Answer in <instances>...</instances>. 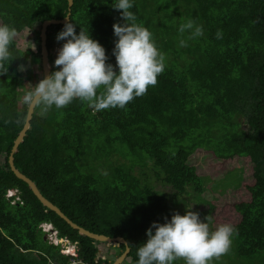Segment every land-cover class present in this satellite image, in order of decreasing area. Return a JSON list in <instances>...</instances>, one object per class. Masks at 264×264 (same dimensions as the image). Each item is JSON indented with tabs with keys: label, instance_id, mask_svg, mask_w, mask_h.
Instances as JSON below:
<instances>
[{
	"label": "trees",
	"instance_id": "1",
	"mask_svg": "<svg viewBox=\"0 0 264 264\" xmlns=\"http://www.w3.org/2000/svg\"><path fill=\"white\" fill-rule=\"evenodd\" d=\"M111 5L112 0H72L68 11L67 0H0V23L14 27L17 36L26 33L34 46L22 51L15 40L0 66V264H112L126 247L119 243L113 260H96L99 243L42 206L7 163L28 108L18 106L19 89L29 79L21 66L39 58L41 24L69 12L76 32L89 31L115 65L112 26L124 21ZM131 11L166 57L157 83L124 108L94 111L75 99L39 116L35 106L13 155L15 168L73 223L122 238L129 247L126 258L136 264L146 229L153 221L163 223L172 210L167 194L153 188V177L169 187L172 204L186 195L212 210L201 198L206 180L212 190L236 189L240 180L230 171L227 186H216L217 181L197 174L194 153L210 152L218 160L248 158L253 181L245 186L248 198L233 205L239 220L231 246L212 263L264 264V0H134ZM188 21L202 26L203 35L189 38L192 29L179 33ZM64 24L47 28L50 63ZM181 39L186 47L179 46ZM14 189L22 203L11 204L13 197L5 196ZM43 223L57 230L58 240L75 246L73 256L44 237ZM181 260L173 264H184Z\"/></svg>",
	"mask_w": 264,
	"mask_h": 264
},
{
	"label": "clouds",
	"instance_id": "2",
	"mask_svg": "<svg viewBox=\"0 0 264 264\" xmlns=\"http://www.w3.org/2000/svg\"><path fill=\"white\" fill-rule=\"evenodd\" d=\"M111 6L120 12L124 21L112 26L116 37L111 52L115 65L109 62L106 49L89 31L80 28L77 33V25L69 20L56 35L58 42L64 41L54 60L56 70L35 86L31 85L21 97V103L45 110L62 109L79 99L94 111L124 108L157 83L158 75L165 70L166 57L152 33L137 23L131 11L134 0H112ZM189 29H192L189 38L203 35L202 26H194L192 21L181 24L178 32ZM17 35L14 27L0 23V66L8 61L10 46ZM179 46L186 47L187 41L181 39ZM191 209L183 215L174 212L170 219L165 217L163 223L153 221L146 229L147 239L136 249V264H173L178 259H183L184 264H211L213 258L228 252L235 227L224 223L213 229L210 216L202 220L200 213ZM43 224L51 226L49 231H57L51 224ZM44 237L47 239L46 233ZM60 241L57 237L56 244H61V251L67 247L75 250L74 245Z\"/></svg>",
	"mask_w": 264,
	"mask_h": 264
},
{
	"label": "rangeland",
	"instance_id": "3",
	"mask_svg": "<svg viewBox=\"0 0 264 264\" xmlns=\"http://www.w3.org/2000/svg\"><path fill=\"white\" fill-rule=\"evenodd\" d=\"M36 29L39 28V26H35ZM23 35L17 36L16 43L17 46L24 51V49L30 48L31 50L34 49V46L32 44L31 40L26 41V33H22ZM29 36V35H28ZM25 37V41H24ZM53 40V39H52ZM62 46L61 41L55 42L51 47V55L53 57V63L49 62L50 67V73L52 66H54V60L57 57L58 51L60 47ZM49 61V60H48ZM41 55L39 52V58L37 60L31 61L27 66H24L23 69L25 70V74L29 77L25 79L23 82V88L19 89L18 93V106L20 107L23 103H21V97L25 94V92L29 91L31 89V85L35 86L40 80H41ZM56 70L55 67L53 71ZM46 110L42 107H38L36 110V114L39 116H43L45 114ZM3 153L0 154V164L3 163ZM101 159V158H100ZM96 160L93 165L97 167V164L101 163V160ZM113 161H122L123 159L113 156ZM193 165L196 169V172L198 175L206 177V179L211 180L213 182L217 181L215 183L216 186H227L224 182L225 177L227 176V173L230 171H233L232 176L235 175L236 180H240V186L235 189V187L229 185L221 190V188H216L214 190L209 189L208 181L205 182V191L201 194V198L205 200L206 202H211L212 204V210L207 206L206 203L201 204L196 202L191 196L186 195H180L176 197V200L178 201L177 204H172L170 202L171 198L173 197L171 194V191L168 186L163 185L161 182L156 180L153 177L152 186L154 189L158 191H162L167 194L168 198L166 201H169V206L171 207V211L168 214V218H171V215L174 212H179L181 215L185 213V211L188 208L192 207V211H197L200 214L201 219L205 216L211 217V227L215 229L220 224L224 223H230L234 225L239 220V215L234 211L233 205L237 203V201L241 200H247L248 198V192L245 189V186L252 184V175H251V168L252 164L248 160V158H233L231 160H218L216 157H214L210 152H200L197 151L194 153L193 157ZM98 170V167H97ZM99 171L101 172L102 169L99 167ZM224 177V178H223ZM223 182V183H220ZM210 183V184H211ZM8 197H13L10 201L11 204H14L16 202L22 203L19 199V192L18 190H8L5 195ZM99 252L97 253L98 256L101 257V255L105 256L109 260H113L116 258V255L118 254V248L115 245L112 244H101L98 245ZM67 248H64V253L73 256L75 254V250H73V253H66ZM62 251V252H63ZM73 254V255H72ZM223 258L220 256L219 258H213V260L221 261ZM180 262H183L181 260ZM227 260L224 259L223 263H226ZM121 264H133L129 258H126ZM211 264L212 261H211ZM220 264V262L218 263Z\"/></svg>",
	"mask_w": 264,
	"mask_h": 264
},
{
	"label": "water",
	"instance_id": "4",
	"mask_svg": "<svg viewBox=\"0 0 264 264\" xmlns=\"http://www.w3.org/2000/svg\"><path fill=\"white\" fill-rule=\"evenodd\" d=\"M67 2H68V10H69L70 6L72 5V0H67ZM68 16H69V13H67L63 19H60V20L52 19V20L44 21L41 24V28H40L41 54L40 55H41V67H42V72H43V78H45L46 76L50 74L46 47L44 45V42H46V34H45L46 28L50 24L66 23L68 21ZM34 107L35 105L28 106L23 127L20 130L19 134L17 135L16 139L14 140L10 154L8 155L7 163L9 165L11 172L15 175L16 178L22 180L24 183H26L30 187L31 192L37 198V200L41 203L42 206L46 207L50 211H53L58 217L64 220L72 229L77 230L78 234L82 236H86L98 243H101V242L107 243V244L112 243V245H115L116 247H118L119 243L124 244L126 246L124 251L112 262V264H121L126 259L127 254L129 252V247L127 246V243L122 238H110L105 235L96 234L73 223L70 219H68L60 211L59 208H57L53 203H51L49 200H47L45 197L42 196V194L39 192L37 186L34 184L32 180H30L28 177H26L24 174H22L20 171H18L15 168L14 162H13V155L17 152V147L19 143L22 141L23 137L25 136L26 131L29 129L30 120L34 112Z\"/></svg>",
	"mask_w": 264,
	"mask_h": 264
},
{
	"label": "built area",
	"instance_id": "5",
	"mask_svg": "<svg viewBox=\"0 0 264 264\" xmlns=\"http://www.w3.org/2000/svg\"><path fill=\"white\" fill-rule=\"evenodd\" d=\"M49 228H51L50 225H46V224H43L41 225V230L46 233V237L48 239V241L50 243H56V240H57V231H55L54 229L50 230L49 231ZM62 252V251H61ZM98 258H101V259H107L105 256L101 255L100 256H97L96 260H98ZM101 264H104V263H101Z\"/></svg>",
	"mask_w": 264,
	"mask_h": 264
},
{
	"label": "bare ground",
	"instance_id": "6",
	"mask_svg": "<svg viewBox=\"0 0 264 264\" xmlns=\"http://www.w3.org/2000/svg\"><path fill=\"white\" fill-rule=\"evenodd\" d=\"M71 7V6H70ZM69 10H70V8H69ZM68 10V11H69ZM69 13V12H68ZM70 14V13H69ZM52 20V19H51ZM68 20H69V16H68ZM46 21H48V20H46ZM68 22V21H67ZM50 25H56V24H50ZM50 25H48V26H50ZM48 26H47V28H48ZM47 28H46V32H45V34L47 33ZM46 44H47V41L46 42H44V45H45V47H46V52H47V46H46ZM40 54H41V40H40ZM47 56H48V53H47ZM47 59H48V57H47ZM48 64H49V61H48ZM49 69H50V67H49ZM49 73H50V71H49ZM35 108V107H34ZM34 113V112H33ZM30 127V126H29ZM27 132V131H26ZM26 134V133H25ZM24 138V137H23ZM23 140V139H22ZM22 142V141H21ZM20 142V143H21ZM19 143V144H20ZM19 146V145H18ZM18 148V147H17ZM71 250H73V248L72 247H67V250H66V252L68 253V251H71Z\"/></svg>",
	"mask_w": 264,
	"mask_h": 264
}]
</instances>
